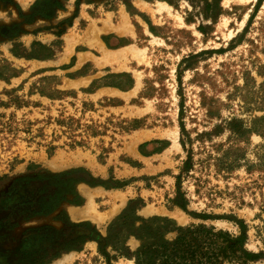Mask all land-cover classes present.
<instances>
[{"label":"rangeland","instance_id":"374dc122","mask_svg":"<svg viewBox=\"0 0 264 264\" xmlns=\"http://www.w3.org/2000/svg\"><path fill=\"white\" fill-rule=\"evenodd\" d=\"M125 74L132 88L106 85ZM0 75V264H136L85 238L105 237L136 198L139 215L180 226L239 236L243 221L244 247L261 257L240 248L224 264H264V170L224 176L208 157L229 121L264 115V0H0ZM262 143L253 134L242 146L256 161ZM181 173L187 211L172 202ZM90 175L121 187L70 180ZM72 189L82 204L69 194L39 213Z\"/></svg>","mask_w":264,"mask_h":264},{"label":"trees","instance_id":"16d2710c","mask_svg":"<svg viewBox=\"0 0 264 264\" xmlns=\"http://www.w3.org/2000/svg\"><path fill=\"white\" fill-rule=\"evenodd\" d=\"M252 17L250 18L249 24L252 21ZM201 29L203 30L204 28L201 27ZM259 74L262 75L261 73ZM125 75H128V82L126 84L121 85L116 83L106 85L120 89L132 88L134 84L132 76L129 74ZM0 76L2 77V75ZM246 86L247 83H245L244 87ZM263 107L264 105L258 106V108L262 109ZM227 124L231 130V135L227 141L211 145L216 155H213L208 150V157L212 158L216 172L225 176L241 167H245L248 172L253 169L264 170V143L257 146L256 161L248 157L247 149L242 146V144L250 143V137L253 134L260 135L264 138V115L254 117L249 124L243 121H229ZM140 126V120L133 121L134 128H139ZM185 132V125L183 119H181V143L184 148H186V141L184 139ZM205 134L212 135L211 132H206ZM149 143L151 142H147L144 145ZM159 150L155 149L153 152ZM142 153L145 154L144 152ZM194 164L193 151H189V155L182 168V173L184 174L190 171L194 167ZM82 170L80 168L73 172ZM182 173L177 176L178 193L180 196L172 200V202L174 205H178L187 211L189 201L179 189ZM62 176L63 174L56 175L57 178H61ZM70 180L73 183L86 182L92 186L105 185L109 188L121 187V183L118 180L111 179L110 183H108L97 180L91 175L90 177L81 176ZM69 194L75 196L78 205L82 204L83 199L74 189L61 191L50 197V201L47 203V211L39 213L49 214L53 212L59 207L60 203L68 200ZM143 205V199H131L121 214L109 224L105 237L100 236L94 230L92 231L94 234L87 235L85 238L96 239L99 242V252L104 254L109 260L118 257H129L130 259H134L136 264H224L227 259L234 261V256H236L240 248L246 259L254 260L261 257L260 255L262 253L256 254L245 249V242L248 240V230L247 225L241 220L236 221L240 229V235L232 236L227 231H216L215 227H207L206 225H200L199 227L195 224L186 227L180 226L167 216L143 217L137 213L138 208ZM191 215L195 217L218 218L214 214L204 213L200 215L196 212H191ZM81 225L83 224H79V226ZM174 233L175 237L170 238L169 235ZM131 237L140 241V245L135 250H131L128 245ZM108 247H111V251H114L115 254L111 255L107 251Z\"/></svg>","mask_w":264,"mask_h":264},{"label":"crops","instance_id":"0c3cea01","mask_svg":"<svg viewBox=\"0 0 264 264\" xmlns=\"http://www.w3.org/2000/svg\"><path fill=\"white\" fill-rule=\"evenodd\" d=\"M127 21H128L127 18L124 17V21H123V23H124V24H127Z\"/></svg>","mask_w":264,"mask_h":264}]
</instances>
